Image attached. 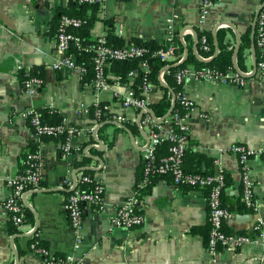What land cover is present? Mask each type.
Here are the masks:
<instances>
[{"label": "crops", "instance_id": "crops-1", "mask_svg": "<svg viewBox=\"0 0 264 264\" xmlns=\"http://www.w3.org/2000/svg\"><path fill=\"white\" fill-rule=\"evenodd\" d=\"M66 2L0 0V264H15L16 256L20 264H45L30 246L35 238L42 240L54 255L74 254L78 264H264V241H250L217 254L208 251V233H203L209 225L204 190L176 186L170 176H165L153 177L149 191L139 195L149 131L139 124L141 112L123 107L112 89L96 91L92 79L86 81L76 70L53 67L61 57L56 47V16L67 7ZM200 3L201 0H105L90 37L111 32L124 44L138 39L161 45L167 40L171 18L176 38L185 46L180 54L182 62L189 52L202 60V33L213 36L214 57L215 42L223 31L233 57L239 36L237 62L243 48V68L238 66L252 74L256 36L253 27L264 0H218L203 24L199 23ZM224 21L234 24L239 35ZM26 70H36L44 80L33 94L20 78V72ZM182 89L194 103L189 115L192 151L204 157L195 163L194 153L187 154L186 164L191 169L197 165L203 172L213 170L230 176L222 197L230 211L224 229L253 238L256 218L264 215V156L249 159L254 206L248 207L242 198V166L230 147L235 143L264 147V74L257 69L243 87L192 77ZM163 94L158 89L153 101ZM96 102L113 104L116 113L125 117L120 122L126 128L105 125L96 130L100 122L115 120L97 121L91 111L83 112L81 103L91 107ZM30 107L55 110L63 122L78 127L79 132L69 138L74 149L67 159L61 157L64 139L38 135L30 125L23 115ZM96 133L104 149H98ZM33 150L42 158V188L24 195L26 221L18 229L5 207L10 194L8 177L24 169L25 155ZM85 170L104 184V203L101 208L84 206V241L75 249L65 209L71 191L67 181L79 187L78 180ZM130 197L138 198L144 223L136 228L113 226L112 217Z\"/></svg>", "mask_w": 264, "mask_h": 264}, {"label": "built area", "instance_id": "built-area-1", "mask_svg": "<svg viewBox=\"0 0 264 264\" xmlns=\"http://www.w3.org/2000/svg\"><path fill=\"white\" fill-rule=\"evenodd\" d=\"M79 3L94 4L103 3L105 0H75ZM124 1V0H120ZM218 0H201L199 9V23L203 24ZM85 21L76 16L63 14L60 17L59 27L56 35V47L61 53V57L53 63L55 70L73 69L81 77L89 72L87 65L77 59V55L83 52L92 53L93 64V86L96 91L112 89L115 97L125 108H133L144 115L139 121L142 127H148V141L144 145V167L142 184H148L153 176H170L174 185L189 186L204 190L207 194L210 231L207 239V249L211 254H217L222 249L240 247L250 241H264V215L258 214L255 222V237L244 234L228 233L224 229V223L230 216L229 209L223 204L222 197L225 189L223 174H203L189 172L184 168V157L187 149L191 145L189 115L194 103L183 89L175 92V97L171 93V105L174 108L170 115L162 122L153 118L149 113L152 108L153 95L159 89L150 78L151 57L158 56L165 61L164 67H170L165 71L173 75L179 85H183L187 80L194 77L197 79L210 80L221 83H230L237 86H245L247 77L231 68L227 73H223L213 67L196 68L193 64L182 67L175 72H171L172 65L182 62V55L176 54L175 45L176 30L173 20L168 19L167 45L157 50L151 51L149 47L128 42L122 46H114L109 43L106 35L96 38L95 42L85 43L83 37L76 32L84 25ZM257 46L260 49V59L257 61L258 69L264 74V5L261 7L256 22ZM200 49L205 52L212 50L210 39L206 33H202L199 39ZM149 55V56H148ZM148 56V57H147ZM147 57V58H146ZM199 57L206 61L213 57L211 54L199 53ZM137 58H146L142 61L140 68L142 80L138 85L139 91L133 86L132 80L139 73L137 69H132L127 74L131 80L125 83L121 75L109 73V66L112 61H128ZM27 74L23 84L25 89L33 94L43 85V78L25 71ZM165 82L169 84L166 79ZM171 107V106H170ZM84 113H89L91 108L95 109L97 121L101 119L125 120V117L116 113L113 104L96 102L91 107L81 103ZM23 115L29 120L30 125L38 135L49 134L53 136L64 135V140L60 144L61 157L67 159L73 153V147L69 143V138L79 132L75 125L62 124L50 125L43 121L42 115L35 107H30L24 111ZM158 117V116H157ZM161 118V117H159ZM168 141V153L160 155L159 146ZM230 151L236 155L242 166L243 201L248 207L254 206V193L250 182L249 159L254 155L264 156V147H250L242 143H235L230 147ZM24 169L14 176L8 177L10 194L5 200V207L10 213V219L15 227L20 229L26 221V209L23 201L24 195L29 191L41 189L42 186V158L38 151H30L24 160ZM80 183H92L90 190L80 187H73L72 182L67 181V188L71 191L66 200L65 209L69 218L71 229L75 236V249H79L84 241V206L89 205L101 208L104 203L105 186L101 181L95 180L89 175L82 174L78 180ZM144 215L140 212V202L137 197H130L124 201L112 217V225L126 228L140 227L144 223ZM39 241L33 240L31 248L37 251L45 264H78L74 254L66 256L54 255L47 247L38 245Z\"/></svg>", "mask_w": 264, "mask_h": 264}, {"label": "trees", "instance_id": "trees-1", "mask_svg": "<svg viewBox=\"0 0 264 264\" xmlns=\"http://www.w3.org/2000/svg\"><path fill=\"white\" fill-rule=\"evenodd\" d=\"M66 3H67V7L62 8L60 10L59 14L56 16L57 21L60 22V17L63 14H68L71 16H76V17L82 18L85 21V23L81 28L77 29L76 32L83 37V40L85 43L90 42V41L95 42L96 38L90 37V30H91L94 22L98 18L97 15H98V12L100 10V6L102 5V3L86 4V3H79L78 1H75V0H67ZM107 22L110 23V21H107ZM58 27H59V23H58ZM57 31H58V28H57ZM106 36H107V39H108L110 44H112L114 46L124 45L123 40L118 38L117 36H115L111 32H109L108 35H106ZM208 37H209L211 45H212V50L205 52L201 49V52L203 54H211L214 52L213 36L209 33ZM132 42H134L138 45L147 46V47H149V49L151 51L157 50V49H159L161 47H165L167 45V42L160 45L153 40L145 41V40L136 39ZM247 42H248V40H247ZM173 44L176 47L175 48L176 54L180 55L185 50V46L179 38H174ZM229 45L230 44L225 39L224 32L220 31L218 34V53L213 57V59L208 60V61H203V60H200L196 56V54L189 52L186 59L182 63L177 64V65H172L170 70L173 73L182 67H185L189 64H193L196 68H199V69L204 68V67H213V68H216L223 73H227L231 68H233V51H232V49H230ZM255 47H256L257 57L260 59V49L257 46V36H255ZM146 58H137V59L128 60V61H112L110 63V66H109V73L114 74V75H121L123 77L124 82L129 83L131 81L127 75L129 73V71L132 69L139 70L138 71L139 73L137 74V76L132 80L133 86L136 88V91L138 92L139 91L138 85L140 84V82L142 80L141 79L142 78V72L140 71L141 70L140 65H141L142 61L145 60ZM77 59L79 62L87 65V67L89 69V72L83 76V79H85L86 81L93 79L92 53L83 52L82 55H77ZM149 62H150V66H151L150 78H151L152 82H154L159 89H162L164 91V94L160 99L152 102V109H153L156 116L163 117L169 111V108L171 106L170 90L167 87H165L164 85H162L160 82V73H161L162 68L165 65V61H163L158 56H154V57H151ZM238 65L241 68H243V48H241L240 52H239ZM31 73L39 76V74L36 72V70L31 71ZM26 77H27L26 72L21 71L20 72V78L23 82L26 79ZM164 77H165L166 81L169 83V85L174 89L175 92L182 89V86L176 83L172 74H170L169 72H166ZM39 111L42 115L43 121L48 123V124L56 125V124H62L63 123V120L61 119V117L57 111L51 110V109H41ZM91 114H93V116L95 117V109L91 108ZM95 119H96V117H95ZM102 120L103 119H101L100 121H102ZM41 136H43V137H55V138H58L61 140L64 139V135L53 136V135H49V134H43ZM168 146H169L168 141H164L159 146L158 153H160L161 155H166L168 153ZM193 146L194 145L192 143L186 151V155L184 157V168L187 171L193 172V173L215 174L213 172V170L208 171V172H203L202 169L198 168L197 165H196V167H193L192 169H191V167L187 166L186 161H185L187 154H193L194 153L195 159H196V160H194L195 163L202 161V158H204L202 155L199 154V152L192 151ZM33 151H35V150H33ZM26 155H25V157H26ZM192 163H194V162H192ZM84 174L90 175L91 172H90V170H85ZM223 175H224V181H225V187H226L230 183L231 179H230V176L228 174H223ZM153 177H158V176H153ZM151 182L152 181L150 180V182L148 184H145V185L143 184L142 186H140V188H141V190L139 192L140 196H143L144 194L147 193V191H149L150 187L152 186ZM79 187L82 189L90 190L93 187V185H92V183H80ZM16 231L17 230L14 227L13 232H16ZM194 231L196 232L197 229H194ZM199 231H201V229ZM209 231H210V223H209L207 229L203 230V233H208V236H209ZM34 240H37V239L35 238ZM38 241H39L38 245L43 246V247H47L42 240L38 239Z\"/></svg>", "mask_w": 264, "mask_h": 264}, {"label": "water", "instance_id": "water-1", "mask_svg": "<svg viewBox=\"0 0 264 264\" xmlns=\"http://www.w3.org/2000/svg\"><path fill=\"white\" fill-rule=\"evenodd\" d=\"M259 12H260V11H259ZM258 15H259V13H258ZM258 15L256 16V19H255V23H254V27H253L254 29H255V27H256V21H257V17H258ZM224 23H226V24H228L230 27H232V28L236 31L237 35H239V34H238V31H237V29H236V26H235L234 24H232L230 21H224ZM195 36H196V38H197V40H198V35L195 34ZM253 39H254V33H253ZM239 45H240V40H239V36H238V41H237V45H236V49H235V55H234V57H233V68H234L236 71H238V72L241 73L242 71H241L240 67L238 66V62H237V54H238V50H239ZM252 46H253L252 49H253L254 52H255V56H253V58H254V72H253L252 74H243V75H244L245 77H247V78L253 76V75L256 73L257 69H258V67H257V59H256V48H255V44H253ZM215 47H216V54H217V51H218V43H217V42H215ZM253 50H252V51H253ZM169 68H170V67H163V68H162L161 73H160V82H161L162 85H164L165 87H167V88L170 90V92L172 93L173 97H175V91H174V89H173L169 84H167V83L165 82V77H164V76H165V71H166L167 69H169ZM174 105H175V103L173 102L172 105H171V107L169 108V111L166 113L165 116H163V117H161V118H159V117H157V116L155 115V113H154V111H153L152 108L149 109V113L153 116V118H155L156 120L162 122V121H164V120L170 115V113L172 112V110H173V108H174ZM143 115H144V111L140 113L139 121L142 119ZM105 125H117V126H120V127H124V128H126V126H125L123 123H121L120 121H117V120H105V121L100 122V123L97 125L96 130L100 129L101 127H103V126H105ZM95 139H96V141H97V143H98V145H99V146H98V149H104V144H103L102 141L97 137V133L95 134ZM91 146L96 147L95 145H91ZM94 158H96V159H97L98 161H100V162H103V159L100 158V157H94ZM33 192H36V191H33ZM34 213H35V215H36V217H37V213H36V211H35ZM36 229H37V228H36ZM15 264H20V259H19L18 256H16V263H15Z\"/></svg>", "mask_w": 264, "mask_h": 264}]
</instances>
